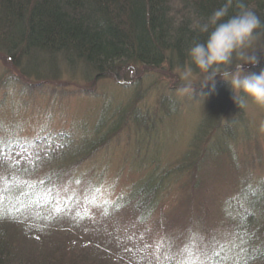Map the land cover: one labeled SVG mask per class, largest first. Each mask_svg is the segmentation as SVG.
I'll use <instances>...</instances> for the list:
<instances>
[{
    "label": "rangeland",
    "instance_id": "obj_1",
    "mask_svg": "<svg viewBox=\"0 0 264 264\" xmlns=\"http://www.w3.org/2000/svg\"><path fill=\"white\" fill-rule=\"evenodd\" d=\"M246 50L243 54L254 52L258 62L244 65L245 73L264 70V47ZM16 72L0 54L3 200L14 203L22 193L36 189L33 197L53 193L52 201L61 208L70 203L85 207L79 226L57 221L48 232L54 239L64 232L71 236L67 240L74 236L83 241L94 239L111 264H181L192 234L193 264H229L226 257L241 249L249 257L252 251L245 243L253 230L243 225L247 218L240 214L241 207L247 209L246 200L260 208L264 205V107L246 102L245 107L232 111L237 105L231 96L219 126L213 122L205 128V144L219 146L213 148L212 153L218 154L212 160L199 153L202 144L197 151L192 148L198 124L210 106L222 93H231L219 76L214 87L212 83L201 86L199 75L185 80L181 69L164 65L138 69L132 76L127 72L120 80L104 78L91 83L64 70L56 81L22 90L11 78ZM182 86H188V91H180ZM124 108L134 109L146 128H132L136 114L121 118L119 112ZM101 122L105 127L100 134L108 133L117 122L126 125L81 164L59 160V144L75 146L84 137L91 143ZM224 148L230 157L222 155L223 151L219 154ZM183 157L196 160L180 171ZM148 179L156 183L154 197L146 208L140 203L135 212L133 206L139 200L132 202L131 194ZM251 214L256 225L263 223L259 213ZM16 232L23 237L20 228ZM31 238L23 244L38 250L55 242L44 237L39 243ZM259 260L247 259L246 264H262Z\"/></svg>",
    "mask_w": 264,
    "mask_h": 264
},
{
    "label": "trees",
    "instance_id": "obj_2",
    "mask_svg": "<svg viewBox=\"0 0 264 264\" xmlns=\"http://www.w3.org/2000/svg\"><path fill=\"white\" fill-rule=\"evenodd\" d=\"M225 3L227 0H0V54L16 69L19 76L13 74L15 76L11 78L20 83L18 86L24 87L22 90L56 81L64 70L69 74L78 73L85 82L92 83L104 78L120 80L127 72L132 76L141 68L158 69L165 65L171 70L183 69L188 63L187 49L194 42H203L207 36L197 25L207 22L211 13ZM241 3L254 11L261 21L256 40L246 52L253 46L261 49L264 47V0H232L224 19L234 15ZM23 80L26 82L22 85ZM231 96L232 93H222L210 106V111L198 124L192 151H197L202 144L200 154L212 160L218 154L212 151L219 146L205 144L208 135L205 128L213 122L219 126V118L230 108ZM236 107L230 110L240 109L235 110ZM123 110L119 112L121 118L136 114L131 119L132 128H146L134 109ZM123 125L126 124L117 122L108 133L100 134L105 127V122H101L91 143L84 137L75 146L59 144L57 157L59 160H77V164H81L107 145L109 136H116L114 134ZM222 151V155L231 156L228 149H219V154ZM197 155L195 152L196 158ZM196 158L184 159L178 170L187 168ZM149 180L143 181L138 191L134 188L131 194L132 202L139 200L133 206L135 212L140 203L146 208L154 197L157 186L155 181L149 183ZM261 180L264 182V177ZM35 190L22 193L14 203H8V198L2 202L0 264H111L107 255L97 249L94 239L83 241L74 236L67 240L71 236L65 232L62 237L57 236L59 239H54V235L48 232L57 221L79 226L85 207L70 203L61 208L52 201L53 193L44 198L33 197ZM247 194L248 191L243 192L242 197ZM245 203L247 209L241 207L240 215L247 218L243 225H249L253 230L250 240L245 243L252 251L248 260L260 259L264 264V243L253 247L256 242L264 241V205L260 208L252 201L248 204L246 200ZM52 207L55 211L51 210ZM252 212L260 214L262 224H255ZM57 215L64 219L57 218ZM18 228L23 231L24 239L32 237L33 241L43 243L42 239L46 238L55 242L46 250L26 247L23 242L27 244L30 239L21 238L16 232Z\"/></svg>",
    "mask_w": 264,
    "mask_h": 264
},
{
    "label": "clouds",
    "instance_id": "obj_3",
    "mask_svg": "<svg viewBox=\"0 0 264 264\" xmlns=\"http://www.w3.org/2000/svg\"><path fill=\"white\" fill-rule=\"evenodd\" d=\"M231 4L232 0H227L224 6L211 13L207 22L197 25L207 36L203 42H194L187 49L188 63L181 69L182 76L188 80L199 75L201 86L212 83L213 87L219 76L228 84L238 108L245 107L246 102L264 107V70L245 73L244 65H255L258 61L254 52L243 54L256 40L261 21L242 3L234 15L224 19ZM180 91H188V86H182Z\"/></svg>",
    "mask_w": 264,
    "mask_h": 264
},
{
    "label": "snow or ice",
    "instance_id": "obj_4",
    "mask_svg": "<svg viewBox=\"0 0 264 264\" xmlns=\"http://www.w3.org/2000/svg\"><path fill=\"white\" fill-rule=\"evenodd\" d=\"M3 183V178H0V209H2L3 193L5 191V188L2 186ZM2 218H4V215L0 211V219ZM194 239L195 234H192L190 241L185 244L183 251L187 254V258L181 264H193L192 241ZM226 259L229 261V264H246L247 259H250V257H247L245 250L241 249L237 255L226 257Z\"/></svg>",
    "mask_w": 264,
    "mask_h": 264
}]
</instances>
